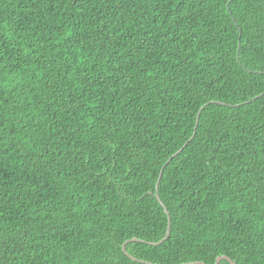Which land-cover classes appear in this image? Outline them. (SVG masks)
<instances>
[{"label": "trees", "instance_id": "obj_1", "mask_svg": "<svg viewBox=\"0 0 264 264\" xmlns=\"http://www.w3.org/2000/svg\"><path fill=\"white\" fill-rule=\"evenodd\" d=\"M223 255L264 264V0H0V264Z\"/></svg>", "mask_w": 264, "mask_h": 264}, {"label": "water", "instance_id": "obj_2", "mask_svg": "<svg viewBox=\"0 0 264 264\" xmlns=\"http://www.w3.org/2000/svg\"><path fill=\"white\" fill-rule=\"evenodd\" d=\"M197 126H198V122H197L196 128H197ZM195 133H196V131H195ZM195 133H194V135H195ZM194 135L192 136V138L194 137ZM192 138H191V139H192ZM181 150H182V149H181ZM181 150H179V152H180ZM175 155H176V154H175ZM175 155H174V156H175ZM174 156H172V157L168 160L167 163H169V162L172 160V158H173ZM159 181H160V179H159ZM158 188H159V183H158V185H157V189H158ZM170 232H171V225L169 224L168 232H167V236L165 237V239L168 237V235H170ZM223 259H228L229 261L232 262V264H236V262L232 261V259H231L230 257L226 256V255L218 257V258H217V261H216L215 264H219ZM183 264H195V263H183Z\"/></svg>", "mask_w": 264, "mask_h": 264}, {"label": "clouds", "instance_id": "obj_3", "mask_svg": "<svg viewBox=\"0 0 264 264\" xmlns=\"http://www.w3.org/2000/svg\"><path fill=\"white\" fill-rule=\"evenodd\" d=\"M224 256V255H223Z\"/></svg>", "mask_w": 264, "mask_h": 264}]
</instances>
